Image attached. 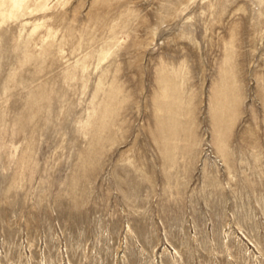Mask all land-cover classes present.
<instances>
[{
  "label": "rangeland",
  "instance_id": "1",
  "mask_svg": "<svg viewBox=\"0 0 264 264\" xmlns=\"http://www.w3.org/2000/svg\"><path fill=\"white\" fill-rule=\"evenodd\" d=\"M0 264H264V0H0Z\"/></svg>",
  "mask_w": 264,
  "mask_h": 264
}]
</instances>
